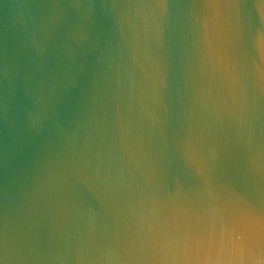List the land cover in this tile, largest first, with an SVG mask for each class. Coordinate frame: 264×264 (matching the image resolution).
Segmentation results:
<instances>
[{
	"label": "water",
	"instance_id": "1",
	"mask_svg": "<svg viewBox=\"0 0 264 264\" xmlns=\"http://www.w3.org/2000/svg\"><path fill=\"white\" fill-rule=\"evenodd\" d=\"M0 264H264V0H0Z\"/></svg>",
	"mask_w": 264,
	"mask_h": 264
}]
</instances>
